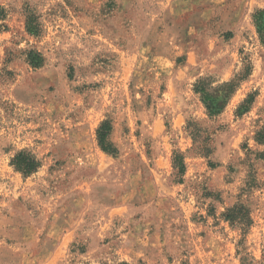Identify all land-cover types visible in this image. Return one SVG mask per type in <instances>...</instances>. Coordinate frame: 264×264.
I'll return each mask as SVG.
<instances>
[{"label":"rangeland","instance_id":"obj_1","mask_svg":"<svg viewBox=\"0 0 264 264\" xmlns=\"http://www.w3.org/2000/svg\"><path fill=\"white\" fill-rule=\"evenodd\" d=\"M259 11L264 0H0V264H242L241 241L264 264ZM248 68L210 118L195 84ZM105 121L117 155L99 145ZM22 151L39 161L31 175L13 165ZM236 207L246 235L226 219Z\"/></svg>","mask_w":264,"mask_h":264},{"label":"trees","instance_id":"obj_2","mask_svg":"<svg viewBox=\"0 0 264 264\" xmlns=\"http://www.w3.org/2000/svg\"><path fill=\"white\" fill-rule=\"evenodd\" d=\"M3 12V11H1ZM255 24L257 26L258 34L260 36L261 42L264 44V11H259L254 16ZM27 31L32 36L41 35V24L39 23V17L30 13L27 17ZM29 62L34 68H40L44 64V59L42 54L32 52L29 54ZM251 69H247L235 76L230 82L223 83L217 88H213L210 80L208 78L201 79L195 84V93L200 94L202 97L203 104L207 110V114L210 118H215L221 114L230 100L231 96L236 92L239 85L245 81L251 74ZM255 102V97L250 95L238 108L237 116H243L247 114L252 105ZM0 106L5 109L10 110L9 104L2 101L0 98ZM113 127L111 122L105 121L98 130V141L101 149L110 155H117V149L110 142V136L112 134ZM195 143H198L196 137L193 135ZM13 165L23 174L31 175L36 172L40 167L39 161L37 158L28 151L20 152L14 159ZM174 177L176 179L183 177L186 172V165L184 163V158L181 153H176L174 157ZM242 208V207H241ZM240 207H236L234 210L230 211L226 216L227 221H230L233 226L241 227V230L244 231L246 235L247 227L251 225V220L248 215H240L238 210ZM242 226H246V229ZM239 248L245 251L244 242L239 243ZM244 251H239L242 264H255V258L251 257L249 254H246ZM109 264V263H103ZM113 264H127L119 261L114 262Z\"/></svg>","mask_w":264,"mask_h":264}]
</instances>
